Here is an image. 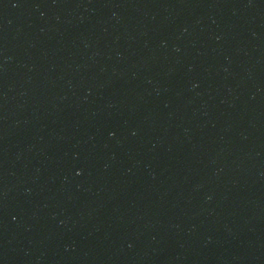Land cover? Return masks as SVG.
<instances>
[{
    "label": "water",
    "instance_id": "95a60500",
    "mask_svg": "<svg viewBox=\"0 0 264 264\" xmlns=\"http://www.w3.org/2000/svg\"><path fill=\"white\" fill-rule=\"evenodd\" d=\"M0 264H264V0H0Z\"/></svg>",
    "mask_w": 264,
    "mask_h": 264
}]
</instances>
